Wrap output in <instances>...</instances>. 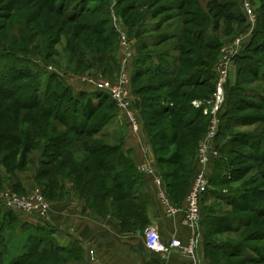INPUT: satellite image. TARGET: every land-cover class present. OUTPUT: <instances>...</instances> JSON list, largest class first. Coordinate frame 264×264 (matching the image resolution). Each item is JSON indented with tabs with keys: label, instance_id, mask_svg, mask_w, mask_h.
Wrapping results in <instances>:
<instances>
[{
	"label": "rangeland",
	"instance_id": "rangeland-1",
	"mask_svg": "<svg viewBox=\"0 0 264 264\" xmlns=\"http://www.w3.org/2000/svg\"><path fill=\"white\" fill-rule=\"evenodd\" d=\"M117 1L120 14L115 13L117 5L113 0H108L107 3L102 2L100 7L102 13L99 11L100 14L89 12L84 14L81 21L86 25H92L99 19H105V23L102 24L103 26L100 29L101 32H98L99 34L97 33L95 36L92 33L79 35L80 29L78 27L81 25L78 24L79 22H69L63 16L49 11L42 7L40 0H0V40L13 50L30 54L37 67L34 71L40 77H43L44 72H49V68L42 65V62L49 63L52 65V70L57 75L62 76L71 87L74 84L78 85V88L88 85V87L94 88L93 92L90 93H97L98 90L95 88L97 83L105 81L115 83L120 70V61L122 55H124L122 37H125L129 42V52L131 51L132 54V63L129 64L127 75L129 76L130 100L134 108H139V96L137 95L139 92L141 94L144 92V95L147 96H154L155 93L166 91L164 88L159 91L158 88L155 93L152 90L149 92L145 87H155L159 84V81L148 75L137 78L135 86L132 84V74L135 67L133 63L136 56L147 52H170L173 50L172 44L178 43L184 47L180 52V56L184 61L183 64L180 63L183 72L190 69L187 61L196 57L198 61H202L200 69L208 70L209 73L214 70L215 74L217 70V74L222 78L225 109L227 110L225 114L231 115L228 122L223 121L224 129L226 127L235 137L249 133L264 134V0H146L145 3L140 2L142 0ZM183 1H186L187 5L182 7L183 10H181L179 5H182ZM215 1L228 2L230 8L223 13L225 18L213 7L212 2L215 4ZM93 3L96 2L88 0L89 6ZM67 4H69V7L67 6L66 12H69L70 1L67 0ZM234 5H236V8H233ZM96 7H99L98 3H96ZM132 8L135 10L131 11ZM239 8L241 11L237 12ZM140 17L141 20L138 21ZM133 21L138 22L141 26L129 28ZM158 25L163 28L158 30ZM111 27L113 31H110ZM258 27L259 33L253 37L252 31ZM184 29L186 33H181L180 30ZM70 32H73L75 37L69 34ZM197 32L200 33L198 36H196ZM175 33L180 35L179 37L183 39V43H181V40L175 39L166 41L155 48L149 47L150 49L145 50V52L142 50L150 42L155 41L158 35L169 36ZM133 35L135 37H132ZM105 36H108V38L105 39ZM210 36L216 41L217 48L215 49H211L206 45L205 40ZM232 50H234V54H231L233 53ZM139 51L140 53H138ZM16 65L9 62L1 63L0 78L4 74L3 72L13 67L16 68ZM199 68L195 67L191 71L199 70ZM218 75L213 82L208 84L209 88L207 87V90L205 88H191L189 90V96L201 92L209 96L207 99L199 101V104L202 105H200L202 107L201 117L197 118L195 124L189 128L178 130L179 135L184 136V142L179 150L182 166L181 168L179 166H165L164 168L168 171L174 170L179 174L188 172L190 176L192 175L193 171L188 170L189 164L193 161L195 154L197 155L199 140L201 141L206 135L211 120L209 113L211 109L209 105L205 104V101L210 103L214 93H216ZM260 75L261 77H259ZM176 77L172 76L168 79L176 80ZM139 87L142 90H138ZM255 93L263 97H261L262 101L256 95H252ZM106 97L103 98L104 105L95 112V118L116 110V119L119 120V123H116L115 120L114 123L117 127L113 129L110 127L114 132L111 130L110 132L113 133L108 136L109 139L107 141L106 139L103 140L104 143H111L109 141L113 140L112 136H121L125 133L126 127L124 124L126 121L119 115L115 104H110L112 100ZM254 98L258 100H254ZM249 101L260 104L251 106ZM1 104L5 110H12V107H14L11 102L0 98V106ZM205 109L208 111L206 114H204ZM21 114L23 116L24 111H21ZM221 115L222 112L220 113V111L216 113L219 123ZM150 120L155 125L154 131L157 132L177 125L170 114L158 116L157 119L148 117V121ZM196 136L195 141L197 142L193 144L195 142L193 137ZM90 139L96 138L91 137ZM210 149L209 151H211ZM237 149L243 152L239 165L244 169L245 175L237 181H229L221 187L218 186V188H214V185L209 186V191L217 189L221 194H225L229 189V192H232L236 191L235 189L242 190L245 187L249 190L253 188L264 190V154H262V150L256 153L252 149L243 148L242 146H238ZM173 151L174 145L171 144L162 155L168 156ZM36 157L35 153L28 154L24 166L21 168L17 167L19 156L12 162L0 159V201L6 205L16 206L20 212H12L19 217L22 216L20 218L22 221L23 217L33 216L28 212L24 201H27V205L31 208L33 214L40 216L41 209L33 199L34 195L40 194L48 205L47 211L43 213L48 220L50 219L52 204L62 201L64 196L66 197V185L71 183L72 190L75 189L74 178L72 180L66 179L63 182L59 178L60 183H57L56 188L50 186L47 189L42 186L47 182L36 179L39 172ZM18 174L23 177L24 183L28 187L27 190L23 189L18 183ZM209 191L206 193L205 198L204 196V199L202 198L203 213L202 211L201 213L205 215L207 210L212 214L214 213L213 217H220L221 208L219 205L222 207V204L213 197L211 198ZM115 195L113 194L112 197H115ZM186 195L185 193L183 199L185 206ZM110 202H112L111 198L108 199L107 205ZM4 209L6 208L0 205V218L5 214ZM231 214L238 216L241 213L237 210H231ZM245 217H252L253 223L250 227L239 231L238 228L236 232L229 234L211 236L208 251L213 252L210 256L214 260V264H250L242 260L239 254L238 256H228L226 251L230 249H225L230 243L236 244L244 239H254L252 237L254 232L264 230V216L259 217L255 213L247 212ZM4 221H6L4 226L1 224L3 235L11 237V243L9 247H5L4 253L6 255L3 258L11 259L16 254L30 251V254L20 264H73L76 262L83 263L86 260L85 250L77 244L71 250H58L55 247L53 250L51 248L47 249L44 241L41 244L37 243L38 241H33L30 244V238H38L33 229L26 227L24 230L28 231L22 233L21 227L24 223L21 225L17 221L11 223L9 220ZM131 223L133 225V222ZM208 227L210 233L211 230L214 231L210 225ZM40 234L39 237L47 236V233ZM249 244L264 245V241L252 240ZM2 247L3 245H0L1 252Z\"/></svg>",
	"mask_w": 264,
	"mask_h": 264
},
{
	"label": "trees",
	"instance_id": "trees-1",
	"mask_svg": "<svg viewBox=\"0 0 264 264\" xmlns=\"http://www.w3.org/2000/svg\"><path fill=\"white\" fill-rule=\"evenodd\" d=\"M68 1H70L69 12H66L69 7L67 0H40V4L49 11L63 16L69 22H79L78 24H81L78 27L80 29L79 35L92 33L96 36L98 32H101L100 29L103 26L102 24L105 23V19H99L92 25L83 24L81 19L86 12L100 14V11L102 13L100 8L102 2L107 3L108 0H92L98 3L99 7H96V3L89 6L88 0ZM145 1L142 0L140 2L145 3ZM113 2H116L117 5L115 13L120 14L118 1L113 0ZM183 2L182 5H179L180 9L187 5L186 1ZM212 5L222 16L230 8L228 2L222 1H215V4L212 2ZM233 8H236V5ZM130 10L134 11L135 9L132 8ZM240 11V8L239 11L237 9V12ZM140 20L141 17L138 21ZM132 26L141 25L133 21L129 28L132 29ZM161 28L163 27L157 26L158 30ZM112 29L111 27L110 31H113ZM180 31L181 33H186L185 29ZM199 32L196 33V36L200 34ZM258 33L259 27L252 31V36L254 37ZM69 34L75 37L73 32ZM179 36L176 33L169 36L158 35L155 41L150 42L142 50L145 52L147 49L155 48L166 41L175 39H179L183 43V39ZM132 37L135 36L133 35ZM107 38L108 36L105 39ZM205 42L209 48H217L213 37H208ZM172 46L173 50L170 52H138L141 55L138 54L133 63L135 67L132 74V84L135 86L137 78L148 75L159 81V84L155 87H145L149 92L152 90L155 93L158 88L159 91L162 88L166 89V91L155 93L154 96H147L144 95V92L142 94L139 92L140 95L138 90L142 89L139 87L138 90L136 89L139 96V108H133L137 111L140 118L141 132L152 146L155 166L158 175L162 179L164 189L170 201L174 205H179L194 179L195 175L192 167L196 161V154L193 161L189 164L188 170L193 171L191 176L188 172H186L187 176L185 172L179 174L174 170L168 171L164 167L179 166L181 168L179 150L184 142V136L179 135L178 130L189 128L195 124L197 118L201 117L202 107L195 108L192 106V102L202 101L209 96L203 94V92L189 96V90L191 88H205L207 90V87L209 88L208 84L213 82L216 74L214 70L209 73L208 70L200 69L202 61H198L196 57L188 60L189 62L187 61L190 69L183 72L180 63L183 64L184 61L180 56V52L184 47L178 43H173ZM3 62L17 65L16 68L13 67L3 72L4 74L0 78V98L11 102L12 106H14L12 110H5L2 104L0 106V159L12 162L19 156L17 167L21 168L24 166L27 155L35 153L37 155L36 161L39 164V172L36 179H42L48 183V185L44 183L42 186L47 189L50 186L56 188L57 183H60L58 181L59 178L62 182L66 179L72 180L74 178V191L86 201L88 207L103 216L108 213L115 215L121 219L123 224L128 222L127 220L129 219H133V228L142 227L145 221V209L141 202V193L138 192L137 188L138 172L133 166L129 152L123 150L121 141L118 139L120 136H112V142L109 141L111 143H104L103 141L104 139L107 141L109 139L108 136L114 132L111 128L116 125L114 123L116 110L110 114L104 113L95 118V112L104 105L103 98L108 95L100 91H97V93L74 92L64 78L52 70V65L49 63L42 62V65L49 68V72H44L43 77H40L34 71L37 67L30 54L13 50L0 40V65ZM195 67L199 68V70L191 71ZM254 74L257 76L255 72ZM172 76H177L176 80L168 79V77ZM252 95H256L262 101V96L256 93ZM108 97L106 98L109 99L110 97ZM254 100L258 99L254 98ZM112 102L110 104L114 105V102ZM249 104L258 106L260 103L249 101ZM21 111H24L23 116L22 114L20 115ZM221 112V121L212 143L213 149L210 151L212 153V151L217 150L216 155L210 156L209 164V166H212L208 177L209 186L214 185V188L221 187L229 181H237L245 175L244 169L239 165L243 152L237 149L238 146L252 149L256 153L262 150V154H264V134L249 133L242 134L240 137L233 136L226 127L224 129L223 125V121L226 123L231 117V115L225 114L227 112L225 102L220 110ZM167 114L173 117L177 125L172 128L169 127L167 130L163 127L165 129L163 131H154L155 125L152 120L148 121V117L157 119L158 116ZM111 130L113 131L112 133L110 132ZM91 137L96 139H90ZM193 138L195 141L197 136ZM196 142L193 144H196ZM171 144L174 145V151L168 156L162 155ZM209 189L208 187L204 193V198ZM235 190L229 192V189L225 194H221L217 189L209 191L211 198L213 197L222 204V207L219 205L221 208L220 217H213L214 213L212 214L206 210L202 218L204 254L211 264H214V260L210 256L213 252L208 251L210 239H212L211 236L229 234L236 232L238 228L239 231L250 227L253 221L252 217H245L247 212L255 213L259 217L264 216V190L258 188L249 190L246 187L242 190ZM113 194H116L115 197H112ZM109 198H111L112 202L107 205ZM231 210H237L241 214L233 216ZM3 212L5 214L0 218V245H3L2 252L0 251V264H20L30 254V251H26L27 253L21 252L19 255L16 254L11 259L3 258L6 255L4 249L9 247L11 237L3 235L2 225L4 226L6 222L4 220H9L10 223L15 221V214L12 211L4 209ZM45 224L41 222L36 225L23 224L21 227L22 233L28 231L24 230L26 227H30L28 229H33L34 233L38 235V238L32 237L29 239L30 244L33 241H38L37 243L39 244L44 241L47 249L51 248L53 250L55 247L58 250H71L74 248L72 247L73 245L66 248L59 246L52 238V230L47 228ZM208 225L214 229V231L211 230V233L208 230ZM40 233H47V236L39 237L41 236ZM252 237L254 239H244L236 244L230 243L225 247V249H230L226 251V254L228 256H238L239 254L242 260L250 264H264V245L249 244L252 240L264 241V230L254 232Z\"/></svg>",
	"mask_w": 264,
	"mask_h": 264
},
{
	"label": "crops",
	"instance_id": "crops-1",
	"mask_svg": "<svg viewBox=\"0 0 264 264\" xmlns=\"http://www.w3.org/2000/svg\"><path fill=\"white\" fill-rule=\"evenodd\" d=\"M71 88L74 92L90 93L94 90L88 85L78 88V85L74 84ZM116 123H119V120L116 119ZM124 125L125 133L118 139L121 141L123 150L129 152L133 166L138 172L137 188L141 193V202L145 209L144 224L142 227L133 228L131 223L133 219H129L123 224L121 219L115 215L97 214L88 207L86 201L79 194L72 190L71 183H68L66 197L64 196L62 201L52 204L50 219L45 224L52 230L53 240L63 248L72 245L74 247L75 244L83 247L86 255L85 262L73 264H211L206 258L203 248L202 203L200 206V228L191 229L184 224V200H181L179 205L172 203L179 210L174 215L168 216L158 197L159 189L154 184L153 177L137 170V167L146 161H151L155 165L152 146L141 131L133 133L126 123ZM192 169L194 175L200 169L197 158ZM211 170L212 166H208L207 177L210 176ZM17 181L23 189L27 190L28 187L21 174H18ZM21 217L15 215V221L20 222L21 225L22 223L27 225L40 223L34 216L23 217V221L20 219ZM149 229L155 230L164 242L175 238L185 244L194 237L197 243L195 257H185L174 253L161 255L148 250L145 246L144 234ZM90 253L93 255L92 258H90Z\"/></svg>",
	"mask_w": 264,
	"mask_h": 264
},
{
	"label": "built area",
	"instance_id": "built-area-1",
	"mask_svg": "<svg viewBox=\"0 0 264 264\" xmlns=\"http://www.w3.org/2000/svg\"><path fill=\"white\" fill-rule=\"evenodd\" d=\"M233 44V43H232ZM122 46L124 50V55H122L120 61V70L118 73V77L114 84L105 81L102 83H97L95 85L96 90L102 91L106 93L110 99L114 102L119 115L125 119L126 123L130 127L133 133H140L141 131V122L140 118L137 114V111L133 108L130 93H129V76L127 75L128 67L131 62V51L129 52V42L125 37H122ZM234 54V50H232ZM229 59V58H228ZM226 59V60H228ZM220 64V63H219ZM221 65V64H220ZM216 70V76L217 74ZM217 88L216 93H214L213 98L210 103L205 101L206 105H209L211 109L209 111L211 115L210 125L208 127L206 135L202 138L198 145L197 151V161L199 164V171L194 176V179L190 185V188L186 195V206L183 211V222L187 227L191 229H197L201 227L200 220V206L201 200L204 193L207 191L209 187V178L207 177V167L210 164V156L216 155L215 151L212 153L209 151L212 148V143L214 138L216 137L219 122L216 116L223 104H224V87L223 80L218 75L217 77ZM199 101H193L192 106L195 108H199L201 104ZM202 106V105H201ZM204 108V106H203ZM208 113L207 109L204 110V114ZM211 150V149H210ZM137 170L143 174H149L153 177L154 184L158 187V197L166 210V214L168 216H172L178 212V208L175 207L170 201L166 190L164 189L163 182L161 177L158 175L156 166L151 161H146L141 163ZM35 203L40 207L41 214L40 216L33 214L31 208L27 205V201L25 202V207L28 209L30 215L36 217L41 223H46L47 219L44 217L43 213L47 211L48 205L44 202L43 197L40 194H36L33 197ZM0 205L10 211H14L15 213L20 212L16 206L6 205L4 202L0 201ZM145 246L148 250L159 253L162 255L168 254H178L185 257H195L196 251V240L194 237L190 238L189 241L183 244L179 239L172 238L168 242H164L160 236L157 234L155 230L149 229L146 231L144 236ZM93 255L90 253V258Z\"/></svg>",
	"mask_w": 264,
	"mask_h": 264
}]
</instances>
